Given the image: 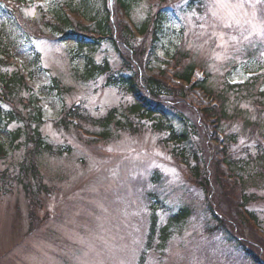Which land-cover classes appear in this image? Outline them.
Masks as SVG:
<instances>
[{"label":"rangeland","instance_id":"1","mask_svg":"<svg viewBox=\"0 0 264 264\" xmlns=\"http://www.w3.org/2000/svg\"><path fill=\"white\" fill-rule=\"evenodd\" d=\"M116 1L26 0L19 7L28 35L24 37L22 29L13 33L10 69L25 74L41 100L40 132L51 150L36 157L39 179L29 199L18 178L31 145L24 138L11 143L0 128V145L6 153L0 157V264H254L229 234L216 229L206 192L174 153L176 145L167 141L168 133L154 129L151 120L130 116L133 97L108 84L111 73L124 69L112 43L101 39L80 52L74 36L39 30L44 13L56 20L57 11L63 9L78 10L72 13L78 18L73 20L90 28L93 17L101 18L106 11L114 12L112 20L124 25L126 17L117 11ZM188 1L131 0L128 17L135 25L158 11L166 15L156 40L150 34L127 37L140 54L145 43L144 72L161 70L179 50L187 54L184 63L207 70L209 89L217 92L224 90L226 80L244 84L264 73V0H199L193 8L187 7ZM11 30L15 32L14 27ZM36 54L39 63L34 62ZM88 58L96 70L88 71ZM106 65L110 71L105 72ZM54 79L65 90L48 91ZM260 92L264 93V77L248 91L229 94L230 118L219 125L224 145L239 165L231 172L221 168L228 179L234 176L227 181L230 195L214 185V199L227 216L233 214L230 210L241 199L240 193L248 196L246 209L259 228L255 230L246 215L235 216L234 223L226 219L239 226L247 244L254 240L253 234L264 242V95ZM18 107L27 114L22 105ZM176 107L195 126L193 141L201 167L204 171L209 166L206 170L213 181L209 148L214 137L209 140L195 108L181 102ZM74 109L82 117L67 116V125L60 123L62 111ZM112 110L125 122L127 114L131 124L120 128L113 123L104 138L99 122ZM19 126L15 123L9 131ZM181 207L190 209L189 217L162 239L161 229ZM153 214L157 226L151 238Z\"/></svg>","mask_w":264,"mask_h":264},{"label":"trees","instance_id":"2","mask_svg":"<svg viewBox=\"0 0 264 264\" xmlns=\"http://www.w3.org/2000/svg\"><path fill=\"white\" fill-rule=\"evenodd\" d=\"M9 1H12L13 5H11ZM9 1L0 0V128L6 131L7 137L11 143L16 144L24 138V141L31 145L23 164H21L22 175L18 180L24 185L27 192H29L27 197L32 199L33 196L31 193L34 194L33 183L38 182L37 180L39 179L36 157L44 151L49 152L51 148L40 132V124L42 123L43 117L40 99L36 97L35 91L28 85L26 78L19 70L10 69L13 67L10 62L12 57L11 49L16 43L14 34L18 29H22L23 31V29L25 30L27 28L20 20V17L23 18V16L19 7L23 5L24 1L17 0V3L14 0ZM130 2L131 0H117V11L118 9H122L126 14H129L131 7ZM198 3L200 5L199 0H189L187 2V7L193 8L198 5ZM15 4L18 6H15ZM63 11H57L56 20L47 19L44 13V18H41L42 24L39 25V30L43 31V29L46 28L49 33L54 36H74L80 48V52L84 47H94L98 45L101 39H108L112 43L123 60L124 69L122 72L111 73L108 78V84L119 87L133 97L134 102L128 108V114L130 116H138L141 119L151 120L154 129L160 132L166 131L168 133L169 136L167 141L172 145H176L174 153L178 155L182 163L187 164L188 168H190L193 182L206 192V197L209 202V211L212 218L217 222L216 229L225 231L229 234L230 239L232 237L234 241L237 242V245L242 248L246 256L254 264H264V242L260 240L256 234H253L255 236V238L253 237L254 240L249 244L245 243L244 240L246 239L242 237L239 226L237 225V227H235L232 224L237 222V217L235 216L242 215L236 207L238 205L234 203L235 207L230 210V212L235 215L227 214L230 222H232L230 223L226 221V214L223 215L220 204L214 199V185L218 189L223 188L226 194L230 195L228 190L230 183L222 179L223 170L221 168L222 165L225 164L231 172L239 165L238 160L235 159L233 154L232 156L229 155L227 144H225L224 150H220L218 146L211 143L209 148L210 162H213L215 171V177L212 181L209 177V166L206 165L208 171L206 169L203 171L201 167L199 152L193 141V135L196 133L195 126H193L190 119L186 117V114L176 107L177 103L181 102L195 108L198 114H200L203 125L209 131L210 140L213 134L210 118L217 117L220 125L222 121L230 118L227 107L229 94L236 92L240 93L244 90L248 91L249 87H253L255 83L264 76L252 78L249 82L241 86H233L225 82V88L222 92L210 90L208 86L209 74L207 80L193 83L196 65L193 63H184V60L188 58L187 54H183L181 51L177 50L176 53L171 56L176 68V76L188 80L191 83V87L185 89L183 86L176 85L172 82V76L167 70H163L157 75H148L142 70V54L145 53L142 49L145 47V43H143L141 47L142 53L140 54L127 40V37L131 35L127 26L121 25L118 21L115 22L114 19L112 20L114 12L109 13L106 11L101 18L100 16L99 18L97 16L93 17L94 27L90 28V26H84L81 22H75L68 15L69 12L67 10L63 9ZM71 12L76 13L78 10L73 9ZM165 19L166 15L158 11L154 17L137 25V32L141 35L150 34L153 38L152 40H156L158 35L162 32V23ZM11 27H14L15 32L11 30ZM23 32L26 33L25 31ZM23 35L24 37L27 36L25 34ZM39 59V54H36L34 62L39 63ZM88 65L89 72L97 69V66L93 63L91 58H88ZM106 71H110L107 65L105 67V72ZM197 87L205 88L209 93L215 95L220 101V106L215 109H207L194 92ZM47 90L50 92H60L61 90H65V88L57 79H54L52 85L49 86ZM25 93L28 95L25 96ZM258 94L264 95L263 92ZM18 104L23 106L27 114L18 107ZM62 112H64V115L62 114L63 116L60 118V123L65 126L68 123L67 116L68 119L82 117L77 109L64 110ZM115 113L116 111L112 110L109 115L99 122L103 130L101 136L104 138L109 137V129L113 123L120 128L127 127L131 124L127 114L124 116L127 121L125 122L121 118L117 119ZM15 123L20 124V126L15 130L9 131V127ZM197 125L203 128L200 123H197ZM231 139L232 137H230V140ZM5 155L4 145H0V157ZM262 157H264V154ZM192 160L194 162L193 165L190 164ZM261 160L264 161V158H261ZM240 195V198L245 201L246 206V203L249 201L248 196L244 193H240ZM153 208L155 207L153 206ZM189 215L190 209L188 207H181L177 212L173 213L167 225L161 229L162 239L166 240L169 238L171 233L170 228L180 226ZM254 219H256V217H254ZM229 223L230 227L228 226ZM156 226L157 217L153 214L150 229L151 238L156 231ZM151 241L152 239H150L149 243H151Z\"/></svg>","mask_w":264,"mask_h":264}]
</instances>
